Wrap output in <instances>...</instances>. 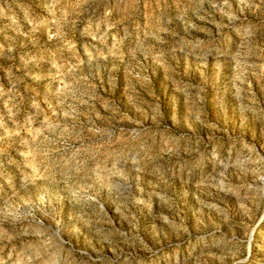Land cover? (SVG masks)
Wrapping results in <instances>:
<instances>
[{"label": "rangeland", "instance_id": "obj_1", "mask_svg": "<svg viewBox=\"0 0 264 264\" xmlns=\"http://www.w3.org/2000/svg\"><path fill=\"white\" fill-rule=\"evenodd\" d=\"M0 264H264V0H0Z\"/></svg>", "mask_w": 264, "mask_h": 264}]
</instances>
